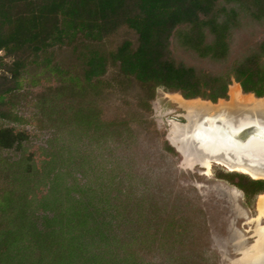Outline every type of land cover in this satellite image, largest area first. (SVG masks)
<instances>
[{
  "label": "trees",
  "instance_id": "obj_1",
  "mask_svg": "<svg viewBox=\"0 0 264 264\" xmlns=\"http://www.w3.org/2000/svg\"><path fill=\"white\" fill-rule=\"evenodd\" d=\"M121 26L132 29L138 43L132 48L125 40L109 57L152 93L161 87L215 102L227 97L234 80L243 93L264 95V38L229 59L240 30L264 28V0H0V264H151L140 255L146 232L121 228L141 214L128 218L122 198L109 194L111 182L101 179L107 172L92 180L80 170V178L68 180L71 154L35 168L29 136L16 129L19 117L7 99L28 65L60 71L52 63L53 46H72L85 83L100 77L108 56L91 43ZM172 40L220 69L176 60ZM7 57L10 64L3 62ZM164 149L174 153L167 143ZM215 176L247 199L264 192L262 179Z\"/></svg>",
  "mask_w": 264,
  "mask_h": 264
},
{
  "label": "rangeland",
  "instance_id": "obj_2",
  "mask_svg": "<svg viewBox=\"0 0 264 264\" xmlns=\"http://www.w3.org/2000/svg\"><path fill=\"white\" fill-rule=\"evenodd\" d=\"M261 38L264 28L240 30L234 36L229 59L240 56L247 44ZM137 39L132 29L121 26L103 40L92 42L91 46L107 54L108 59L105 73L88 84L72 46H53L52 63L60 71L30 64L21 71L20 87L7 95L19 117L15 127L28 134L26 147L37 169L61 154H71L66 164L68 180L80 178V170L92 180L101 170L107 172L101 179L111 182L109 194L122 198L131 211L128 218L141 214L138 222L126 219L121 228L146 232L140 252L145 261L225 264L226 257L236 256L235 234L250 235L246 219L256 214L258 194L247 199L240 189L217 178V172L231 171L215 162L210 164V175H204L205 169L196 161L187 165L184 156L169 143L168 136L180 134L186 125L185 109L166 96L175 92L156 87L152 93L123 74L109 57L125 40L135 48ZM170 48L176 60L212 72L220 69L218 63L197 58L174 40ZM3 62L10 64L11 58ZM1 73L5 72L0 69ZM243 96L247 99L249 95ZM256 99L262 101L259 108L264 110V95ZM199 100L209 106V114L219 108L239 110L244 107L233 109L235 102L245 103L244 99L233 100L229 91L226 98L215 102ZM171 121L178 124L173 126ZM165 143L174 153L164 149ZM180 147L185 153L203 154L197 139L182 142ZM232 187L238 194L230 192ZM251 240L246 239V243Z\"/></svg>",
  "mask_w": 264,
  "mask_h": 264
},
{
  "label": "bare ground",
  "instance_id": "obj_3",
  "mask_svg": "<svg viewBox=\"0 0 264 264\" xmlns=\"http://www.w3.org/2000/svg\"><path fill=\"white\" fill-rule=\"evenodd\" d=\"M247 94L249 95L248 98H243L244 93L240 90L238 85L236 83L230 84L229 95L233 98V100L244 99L243 101L245 102L244 104H246V106H254H249L253 110L260 109L259 107L263 105V103H260L262 101H255L256 98H254L251 93ZM166 96L173 100L175 103H177L181 108L185 109V112L187 113L185 115L187 124L181 131H179L180 134L177 135L175 133L174 136H168L169 143L184 156L187 165H192V163L196 161L199 166L205 169L203 174L210 175V164L211 162H215L225 167L231 172H240L250 176L253 179L264 178V155L263 153L260 154V152L264 150V141L258 140L256 138H251L248 141V147L246 149L239 150L238 148L235 149L234 146V149L228 148L222 150V141L216 136L215 129L208 128L209 130L205 131L208 135L207 138L205 137L207 140H201L203 138H199L202 137V134L200 132L201 125H199L198 118L200 114L208 113L207 110L209 109V106L206 107L203 103H201L203 101L199 100V98L184 99L180 94L176 92L168 93ZM222 110L223 114L226 117L222 116L221 119L218 118L217 121H219V124L222 122L227 123L229 122L227 118L233 117L229 110H226L224 108H222ZM251 122L259 123L260 121L255 117L250 118V115H246L243 118H240L236 122V124H231V126L234 125L235 127H241ZM171 123L173 126L177 125V123L174 121H171ZM202 123L205 124V122ZM196 128L198 132L196 131ZM196 139L199 140L202 144V149L205 152L203 153V156H200L196 153H185L183 149H180L179 146L180 144H182V142L184 143ZM211 147L220 149V151L222 150L221 152L225 153L226 158L228 160H234V163L228 162L225 158H217L213 156V154H209L212 153ZM261 148L263 149L262 151L260 150ZM230 192L233 194H238L239 191L235 187H232L230 189ZM263 219L264 192H261L257 195L255 216L247 217L246 219V224L250 225L246 231L249 232L250 235L249 237H246L241 232H237V234H235L233 239V248L236 256L228 259L226 257L227 262L225 264H264V223L262 222ZM248 238H252L250 243H246V239Z\"/></svg>",
  "mask_w": 264,
  "mask_h": 264
},
{
  "label": "water",
  "instance_id": "obj_4",
  "mask_svg": "<svg viewBox=\"0 0 264 264\" xmlns=\"http://www.w3.org/2000/svg\"><path fill=\"white\" fill-rule=\"evenodd\" d=\"M238 108H240V107H238ZM233 109H235V107ZM226 110H229L231 115L233 116L232 118H227V120L229 121L227 123L222 122L223 121L222 120L221 121L222 123L219 124V121H217L218 118L221 119L222 116L226 117L223 114L222 108H219L218 110H214L213 114L202 113L199 115L198 122H199V125H201L200 132L202 134V137H199V138L200 139L203 138L201 140H207L206 138L208 137V135L205 131L209 130L208 128H211V129L216 130V136L218 138H220V140L222 141L221 142L222 143L221 144L222 150L228 149V148L234 149V146H235V149L236 148H238L239 150L246 149L248 147L247 146L248 141L251 138H256L258 140L264 141V110H261V109H254L253 110V109H251V107H244V108H241L239 110H230V109H226ZM186 114L187 113L185 112L184 118H185ZM246 115H250V118L255 117V118L259 119L260 122L259 123L251 122V123H248V124L241 126V127H235L234 125L231 126V124H236V122L240 118H243ZM202 122H205V124ZM186 124H187V122H186ZM197 128H196V131H197ZM211 148H212V153H209V154H213V156H215L217 158H225L228 162L234 163V160H228L226 158L225 153L221 152L222 150L220 151V149L213 148V147H211ZM180 149H182V148L180 147ZM218 150L220 153L218 152ZM260 150L262 151L263 149L261 148ZM201 153H205L204 150ZM262 153L264 155V150L262 152H260V154H262ZM203 155L204 154H201V156H203ZM211 158H214V157H211Z\"/></svg>",
  "mask_w": 264,
  "mask_h": 264
},
{
  "label": "flooded vegetation",
  "instance_id": "obj_5",
  "mask_svg": "<svg viewBox=\"0 0 264 264\" xmlns=\"http://www.w3.org/2000/svg\"><path fill=\"white\" fill-rule=\"evenodd\" d=\"M254 98H257V97H255L254 96ZM242 105H245L246 106V104H239V102H235V104L232 106L233 108L235 107V108H237V107H245V106H242ZM185 119V118H184ZM186 120V119H185ZM250 177V176H249Z\"/></svg>",
  "mask_w": 264,
  "mask_h": 264
},
{
  "label": "crops",
  "instance_id": "obj_6",
  "mask_svg": "<svg viewBox=\"0 0 264 264\" xmlns=\"http://www.w3.org/2000/svg\"><path fill=\"white\" fill-rule=\"evenodd\" d=\"M234 83H236V84L238 85V87L240 88L239 84L233 80L231 84H234ZM229 86H230V85H229ZM229 86H228V91H229ZM240 90H241V88H240ZM241 91H242V90H241ZM244 94H245V93H244Z\"/></svg>",
  "mask_w": 264,
  "mask_h": 264
}]
</instances>
